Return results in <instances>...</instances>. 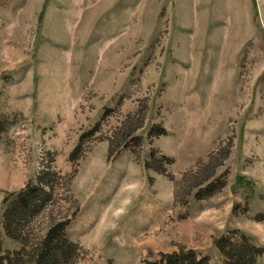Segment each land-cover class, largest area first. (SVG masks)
<instances>
[{"label": "rangeland", "instance_id": "rangeland-1", "mask_svg": "<svg viewBox=\"0 0 264 264\" xmlns=\"http://www.w3.org/2000/svg\"><path fill=\"white\" fill-rule=\"evenodd\" d=\"M45 171L13 241L3 201ZM58 221L68 264H264V0H0L3 248Z\"/></svg>", "mask_w": 264, "mask_h": 264}, {"label": "trees", "instance_id": "trees-1", "mask_svg": "<svg viewBox=\"0 0 264 264\" xmlns=\"http://www.w3.org/2000/svg\"><path fill=\"white\" fill-rule=\"evenodd\" d=\"M156 135H161L164 131H159ZM76 153H73V157ZM53 174L45 171L37 178L36 184L27 186L26 189L19 191L11 200L4 199L3 203L7 208L4 211L3 233L9 239H21L25 223L30 220L37 212L43 209L52 189ZM206 189H209L206 187ZM200 192L197 193L200 195ZM201 196V195H200ZM202 198H205L203 196ZM66 223L58 221L51 224L45 235L38 239L37 242L30 246V250L26 251L23 247L20 250L9 251L3 248V241L0 234V264H68L73 260L75 255L76 244L71 243L65 236L64 230ZM239 248V247H238ZM225 251V246L220 247ZM232 250L234 255V264H251L254 258L255 251L248 250ZM202 260H195V257L190 254H174L167 260L147 264H203Z\"/></svg>", "mask_w": 264, "mask_h": 264}]
</instances>
